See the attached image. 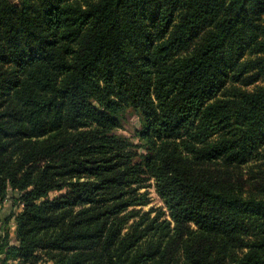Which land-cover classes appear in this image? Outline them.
<instances>
[{
  "label": "trees",
  "instance_id": "obj_1",
  "mask_svg": "<svg viewBox=\"0 0 264 264\" xmlns=\"http://www.w3.org/2000/svg\"><path fill=\"white\" fill-rule=\"evenodd\" d=\"M8 199L0 264H264V0H0Z\"/></svg>",
  "mask_w": 264,
  "mask_h": 264
},
{
  "label": "rangeland",
  "instance_id": "obj_2",
  "mask_svg": "<svg viewBox=\"0 0 264 264\" xmlns=\"http://www.w3.org/2000/svg\"><path fill=\"white\" fill-rule=\"evenodd\" d=\"M17 0H11V2H16ZM249 89H252L251 87H248ZM140 121H139V117L138 115H136L134 112L132 111H127L124 115V118L122 120V124L121 127L119 129L116 130V134L118 136H121L123 138L128 139L130 142H132L134 145L139 146V141L135 136V132L136 130L140 129ZM137 151L139 153H145V150L143 148H138ZM253 170H256L255 168ZM248 169L244 168V174L245 176H248L247 173ZM147 187L143 190H141V192L146 191L148 194V198H149V204L147 206L141 207V210L143 212L146 211H151L150 216L153 217L157 214V212L159 210H162V212H164L163 218L169 219L167 217V213H166V209L164 207V204L162 203L161 199L158 197V195L156 194L154 187H153V183L152 181L148 182ZM55 195V193H51L50 196L53 197ZM12 210V201L10 199L6 200L1 206H0V239H2V234H3V226H1L2 222L4 221L5 217L10 213V211ZM14 222L13 220H11L7 226V232H8V236H9V240L11 242L14 241ZM39 264H52L50 262H40Z\"/></svg>",
  "mask_w": 264,
  "mask_h": 264
}]
</instances>
